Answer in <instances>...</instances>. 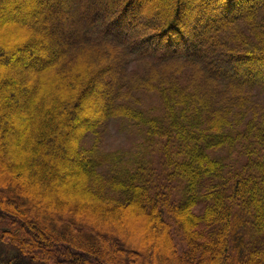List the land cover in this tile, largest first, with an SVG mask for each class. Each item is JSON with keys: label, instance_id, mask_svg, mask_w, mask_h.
I'll list each match as a JSON object with an SVG mask.
<instances>
[{"label": "trees", "instance_id": "trees-1", "mask_svg": "<svg viewBox=\"0 0 264 264\" xmlns=\"http://www.w3.org/2000/svg\"><path fill=\"white\" fill-rule=\"evenodd\" d=\"M151 3L0 0V264H264V0Z\"/></svg>", "mask_w": 264, "mask_h": 264}, {"label": "rangeland", "instance_id": "rangeland-1", "mask_svg": "<svg viewBox=\"0 0 264 264\" xmlns=\"http://www.w3.org/2000/svg\"><path fill=\"white\" fill-rule=\"evenodd\" d=\"M149 1L152 2L151 6L160 7V2H162L164 0H162V1H160V0H153V1L149 0ZM68 10L69 9H65L64 11L67 12ZM52 18H53V22H54L55 26H57V28H59L57 30L55 28L54 29L55 32H61L59 21H58V18H59L58 14L54 13ZM55 26H53V28ZM40 33L42 35L47 34V32H44L41 30H40ZM57 34H59V33H57ZM22 38H23V36L20 35V33H17L16 36H14L13 40L14 41H21ZM27 60H28V57L26 55H22L20 57V61L22 62L21 66L24 69L26 68L25 65H26ZM28 62L29 63L32 62L34 64H37L38 61H37V59H30V61H28ZM29 69L30 68L25 69V70H27V73H29L28 72ZM25 77H27V76H25ZM13 83L15 84L16 87L14 86L13 88L9 89L7 92H3L4 93V100L8 96H10V97L14 96V97L10 98L11 101H13L15 98H17V96H18L17 92L19 89L21 90L20 87L24 86L25 82L20 83L19 85L14 81H13ZM149 102L154 103L155 100L151 99V100H149ZM72 123H73V125H76V124H78V120L73 119ZM98 138H99L98 145L103 150H114V149L128 150V149L135 148L134 147L135 139L133 137V134L128 129H126V127L124 125H122L120 120L110 119L109 121L105 122V124H103V126L100 129ZM3 188H6V187H3L2 181H0V189H3ZM131 248L132 247H128L129 250H132ZM14 253H15V249L13 248V246L8 245L7 243L0 240V259L1 260L10 257Z\"/></svg>", "mask_w": 264, "mask_h": 264}]
</instances>
